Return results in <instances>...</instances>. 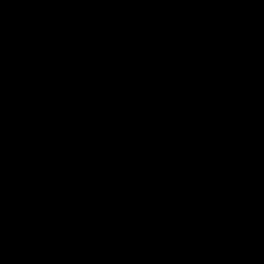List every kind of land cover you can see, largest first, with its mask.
<instances>
[{"label": "trees", "instance_id": "obj_1", "mask_svg": "<svg viewBox=\"0 0 264 264\" xmlns=\"http://www.w3.org/2000/svg\"><path fill=\"white\" fill-rule=\"evenodd\" d=\"M0 264H264V0H0Z\"/></svg>", "mask_w": 264, "mask_h": 264}, {"label": "rangeland", "instance_id": "obj_2", "mask_svg": "<svg viewBox=\"0 0 264 264\" xmlns=\"http://www.w3.org/2000/svg\"><path fill=\"white\" fill-rule=\"evenodd\" d=\"M210 203H211V204L214 203V198L211 199V202H210ZM260 230H262V229H261V228H258L256 232H258V231H260Z\"/></svg>", "mask_w": 264, "mask_h": 264}]
</instances>
